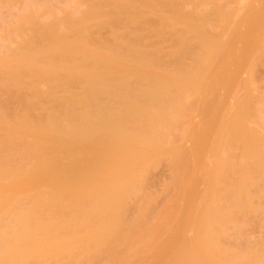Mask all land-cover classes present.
Returning <instances> with one entry per match:
<instances>
[{
  "label": "bare ground",
  "instance_id": "bare-ground-1",
  "mask_svg": "<svg viewBox=\"0 0 264 264\" xmlns=\"http://www.w3.org/2000/svg\"><path fill=\"white\" fill-rule=\"evenodd\" d=\"M51 1L0 0V264H264V0Z\"/></svg>",
  "mask_w": 264,
  "mask_h": 264
},
{
  "label": "rangeland",
  "instance_id": "rangeland-1",
  "mask_svg": "<svg viewBox=\"0 0 264 264\" xmlns=\"http://www.w3.org/2000/svg\"><path fill=\"white\" fill-rule=\"evenodd\" d=\"M67 1V2H66ZM73 0H52L51 2L55 4V8L57 9V11L59 10H64V4L67 3L69 4L70 2L72 3ZM224 0H221L220 4L223 3ZM248 2V0H242V2H240L239 4H232L231 6L226 8V11L228 10H234L237 9L243 5H245ZM66 5V4H65ZM206 9V8H205ZM7 9H2L1 10V17L4 16L6 17L7 15V19L10 17L11 13L9 14V11H6ZM201 10H204V7H201ZM4 11V15L3 12ZM3 17V18H4ZM2 18V19H3ZM2 24H0L1 27ZM249 67L250 70H246V72L251 73L252 78H253V94L255 96H257L256 99V121L255 123H253L252 127L260 132L264 131V48L260 47L257 52L255 53V55L251 58L250 62H249ZM236 92L237 94L243 95V90L240 88H236ZM207 102L209 104H212L213 102H215V96L212 95L207 99ZM170 179V168L167 165H162V167H160L155 176H154V185L152 187V190L157 192L160 196L158 198V203L161 200L163 193L162 192V188L164 186V183L166 181H168ZM182 191H180L181 193ZM165 199H169V198H177L179 197V194L175 195L174 191H171L167 197L164 194Z\"/></svg>",
  "mask_w": 264,
  "mask_h": 264
}]
</instances>
